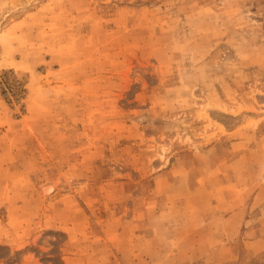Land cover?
<instances>
[{"label":"rangeland","instance_id":"374dc122","mask_svg":"<svg viewBox=\"0 0 264 264\" xmlns=\"http://www.w3.org/2000/svg\"><path fill=\"white\" fill-rule=\"evenodd\" d=\"M0 264H264V0H0Z\"/></svg>","mask_w":264,"mask_h":264}]
</instances>
